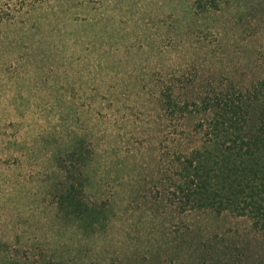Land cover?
Here are the masks:
<instances>
[{
    "label": "rangeland",
    "instance_id": "obj_1",
    "mask_svg": "<svg viewBox=\"0 0 264 264\" xmlns=\"http://www.w3.org/2000/svg\"><path fill=\"white\" fill-rule=\"evenodd\" d=\"M82 1L43 0L34 27L0 25V264H30L33 255L87 264L126 248L127 256L158 249L196 262L215 258L222 244L239 247L250 263L257 250L246 245L243 220L201 219L202 234H242L202 248V234L187 241L192 220L156 204L164 181L156 171L158 109L143 89L173 57L211 49L219 54L205 75L224 73L237 85L264 78V0H216L213 14L202 3L195 17L187 8L194 0ZM91 39L95 50L86 46ZM104 40L107 53L97 49ZM75 146L92 151L84 160L87 197L105 207L95 222L78 223L56 206L61 160Z\"/></svg>",
    "mask_w": 264,
    "mask_h": 264
},
{
    "label": "trees",
    "instance_id": "obj_2",
    "mask_svg": "<svg viewBox=\"0 0 264 264\" xmlns=\"http://www.w3.org/2000/svg\"><path fill=\"white\" fill-rule=\"evenodd\" d=\"M42 2L0 0V25L10 29L34 27L37 23L31 15L42 9ZM87 3L89 1L84 0L80 6ZM202 3L206 13L219 10L213 6L216 0H194L193 5L187 7L189 13L198 16ZM73 21L83 19L75 17ZM191 37L197 42L206 39L195 34ZM21 40V37L13 36L14 42ZM176 41L177 38L171 36L167 46H176ZM95 44L96 41L91 39L86 46L95 50ZM107 45L108 40H104L97 49L107 53L110 51ZM161 46L156 47V53L161 51ZM128 49L134 47H124V50ZM120 50L119 46L111 47V54ZM218 54L219 51L211 49L199 56L177 55L171 59L167 72L153 71L150 77L155 79L144 85L143 92L158 109L155 119L159 136L156 171L164 183L161 181L155 201L156 204L165 202L166 210L162 212L166 215L192 220L187 226L188 242L202 234V229L195 226L201 219L234 217L243 220L246 225L244 235L252 242L248 241L246 245L255 247V257L248 263V257L239 247L222 244L214 247L215 258L196 262L161 257L156 252L158 249L153 251L155 254L143 249L129 257L126 248L115 249L114 255L87 264H264V78L237 85L224 73L205 75L214 72L211 60ZM199 83L201 89L195 95L189 94V89ZM91 155V149L75 146L65 152L61 160L64 182L56 206L59 211H67L78 223L95 222L105 212L104 206L87 197L84 181L88 165L84 160ZM78 231L85 236L84 228L78 227ZM103 232L108 231L104 229ZM231 232L232 229H228L202 234L200 247H210L214 239L222 243L231 236L242 235L239 231ZM33 256L36 261L30 264H85Z\"/></svg>",
    "mask_w": 264,
    "mask_h": 264
}]
</instances>
